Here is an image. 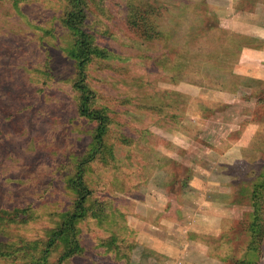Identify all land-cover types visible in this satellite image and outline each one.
Instances as JSON below:
<instances>
[{
    "label": "rangeland",
    "instance_id": "1",
    "mask_svg": "<svg viewBox=\"0 0 264 264\" xmlns=\"http://www.w3.org/2000/svg\"><path fill=\"white\" fill-rule=\"evenodd\" d=\"M151 7L162 34L147 40L128 17ZM67 10L0 0V211L28 208L0 221L15 248L47 241L73 209L67 181L97 126L79 113ZM88 12L106 55L84 69L108 148L86 167L84 250L63 264H264L246 229L264 218V0H97ZM193 229L210 256L187 244ZM25 250L0 264H24Z\"/></svg>",
    "mask_w": 264,
    "mask_h": 264
},
{
    "label": "trees",
    "instance_id": "2",
    "mask_svg": "<svg viewBox=\"0 0 264 264\" xmlns=\"http://www.w3.org/2000/svg\"><path fill=\"white\" fill-rule=\"evenodd\" d=\"M65 1L68 10L64 14L62 21L74 39L73 45L69 49V54L76 62L80 77V79L75 82V89L80 94L78 96L79 113L85 118L94 117L97 121V126L93 141L83 157L79 159L75 173H73L67 181V186H69L72 191L74 190L76 196L73 209L63 214L64 216H62L60 222L50 229L48 240H37L32 242L31 244L33 246H30V248L27 247V245L30 244L29 242H25L15 248L7 242L0 241V258L3 259L13 260L15 255L22 251L24 247L30 249V251H23L28 259L24 264H63L67 259L83 252V246H81L78 238L77 224L87 216L90 209L88 200L92 194V190L85 179L86 167L90 162L98 159L101 151H106L108 148L106 142L107 138H105L107 132L105 120H110V117L102 113L95 115L97 110H92L90 108L93 91L87 83V75H85L86 70L84 69L85 65L94 58H103L106 55L104 49L97 44L95 35L86 30V23L90 14V12H88L89 5L96 3L97 0ZM155 11L157 10L151 7L145 12L136 11L128 17V24L133 28H139L140 34L146 37L147 40L156 38L162 34L158 19L154 17ZM27 211V207L16 208L11 211L10 214L6 210H2L0 211V221H14L16 217L22 216ZM246 229L251 234V240L247 245V252H260L261 245L264 242V218H260L257 214L254 215L253 220L246 225ZM59 242H64L65 250L55 263L50 261L49 258L55 245ZM202 243L204 245L199 244V246H205L208 251L211 252L209 247L210 242L202 241ZM249 255L250 254H247V256ZM241 260H243L241 264H253L251 260Z\"/></svg>",
    "mask_w": 264,
    "mask_h": 264
},
{
    "label": "crops",
    "instance_id": "3",
    "mask_svg": "<svg viewBox=\"0 0 264 264\" xmlns=\"http://www.w3.org/2000/svg\"><path fill=\"white\" fill-rule=\"evenodd\" d=\"M192 189V191H193V188H191ZM210 201V200H209ZM224 202H225V200H224ZM207 203H209V204H212V203H214L213 201H210V202H207ZM194 214V213H193ZM209 217V219L211 218V216H208ZM193 231L194 232H192V231H190V232H188L187 234L188 235H190V236H188L185 240H186V242H187V244L189 245V247H195V249L199 252V255H200V257H202L203 256V254H207V255H209L210 256V253L208 252V253H206V247L204 246L203 248L204 249H201V248H199L198 247V244H196V242H193V237H196L198 234H199V236L200 237H203L204 239H206L205 238V236H206V233L207 232H205V230H196V229H193ZM212 235H214V232H212ZM188 251H189V248H186V249H182L181 250V253H183L184 254V257H187L188 256ZM195 253H197V252H195ZM198 254V253H197ZM206 256V255H205ZM199 257V258H200ZM211 259H212V261L211 260H209V261H211V262H209V261H207V264H222V260H221V257H219V256H215L214 257V255L211 253ZM204 259V261L206 262V258L205 257H203Z\"/></svg>",
    "mask_w": 264,
    "mask_h": 264
}]
</instances>
